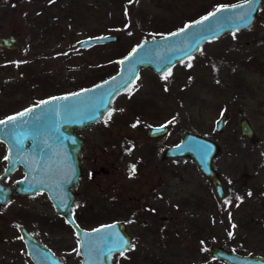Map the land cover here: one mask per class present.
<instances>
[{
	"label": "rangeland",
	"instance_id": "374dc122",
	"mask_svg": "<svg viewBox=\"0 0 264 264\" xmlns=\"http://www.w3.org/2000/svg\"><path fill=\"white\" fill-rule=\"evenodd\" d=\"M234 1L0 0V36L13 34L17 44L0 48V118L98 81L143 38ZM99 34L118 39L76 44ZM263 92L264 0L251 27L203 42L161 74L140 69L99 121L77 130L85 142L82 174L72 190L73 216L85 228L125 222L132 245L113 257L114 264H229L210 254L213 243L264 254ZM226 110L222 130L215 131V118ZM241 117L252 126L255 141L240 134ZM160 123L167 125L165 134H145L148 125ZM184 131L220 146L213 166L221 198L190 158L163 157ZM4 152L0 141V172ZM21 175L16 168L3 182L12 184ZM19 224L65 264L79 260L72 228L38 191L0 205V264H33L18 238Z\"/></svg>",
	"mask_w": 264,
	"mask_h": 264
},
{
	"label": "water",
	"instance_id": "95a60500",
	"mask_svg": "<svg viewBox=\"0 0 264 264\" xmlns=\"http://www.w3.org/2000/svg\"><path fill=\"white\" fill-rule=\"evenodd\" d=\"M262 2L263 0H251L250 3L248 0H238L220 4L176 29L143 38L118 59L117 67L110 75L73 91L44 97L1 117L0 120L7 123L0 124V141L5 145V164L0 172V205L6 204L14 196H27L43 191L54 210L72 228L77 238L79 260L74 264H114L112 255L126 250L131 244L125 222L115 219L85 228L73 216L72 190L82 174L80 154L85 142L84 136L77 130L99 121L110 109L116 95L134 82L140 69H150L155 74H161L194 54L203 42L236 29L251 27ZM217 8L223 11L202 24L197 23L210 12H216ZM186 25L192 27L180 32ZM117 39L116 34H99L83 37L76 44L78 47H85ZM16 47L13 34L0 36V48ZM134 48L137 49V54L130 55ZM77 93L79 95H74ZM64 97L67 99H63ZM261 102L264 105V92ZM28 109L32 111L26 112ZM227 112L226 110L214 120L215 131L222 130ZM20 113L26 114L20 116ZM14 116L17 118L15 121H8L9 117ZM239 128L240 133L248 140L255 141L254 131L246 118L240 119ZM167 129L164 123L151 124L145 129V134L156 137L165 134ZM261 141L264 157V134ZM219 147L211 137L184 131L175 143L164 148L163 157L190 158L212 184L217 198H221L223 188L218 171L213 166V158ZM18 164L22 175L12 184L3 183L4 177ZM98 229L100 231H96ZM17 230L25 244L26 253L34 264H65L49 248L34 240L24 226L18 225ZM121 239L128 241V244L109 253V248ZM209 250L214 258L229 264H264V254L239 253L215 243L209 245Z\"/></svg>",
	"mask_w": 264,
	"mask_h": 264
},
{
	"label": "snow or ice",
	"instance_id": "6c2138e0",
	"mask_svg": "<svg viewBox=\"0 0 264 264\" xmlns=\"http://www.w3.org/2000/svg\"><path fill=\"white\" fill-rule=\"evenodd\" d=\"M248 2L250 3L251 0H248ZM221 11H223V9H221V8H217V9H216V12H210L207 16H204L200 21H197V23L202 24V23H204V21L209 20L210 17H214V16H216V14L219 13V12H221ZM191 27H192V25H186L185 28H183V29L180 30V32H184V31H186L188 28H191ZM172 35H179V33H172ZM141 47H143V46H141ZM136 54H137V49L134 48V49L132 50V53H131L130 55H136ZM125 59H128V57H126ZM121 63H123V61H121ZM190 66H191V65H189V67H190ZM169 75H170V73H169ZM165 78H167V77H165ZM74 95H79V93L74 94ZM63 99H67V97H64ZM45 103H47V102H45ZM31 111H32V109H28V110H26V112H31ZM25 114H26V113H20L19 115H20V116H24ZM109 115H111V113H109ZM16 119H17V118H16L15 116H14V117H9V118H8V121H15ZM6 123H7V121H2V120H0V124H6ZM5 159H7V157H5ZM132 170H133V172H134V171H135V168L133 167ZM96 231H100V230L98 229V230H96ZM126 244H128V241L121 239L119 243L113 244V245L109 248V253H111L112 251H116V250H118L119 248L123 247V246L126 245ZM121 255H123V252H121Z\"/></svg>",
	"mask_w": 264,
	"mask_h": 264
},
{
	"label": "flooded vegetation",
	"instance_id": "af4514ba",
	"mask_svg": "<svg viewBox=\"0 0 264 264\" xmlns=\"http://www.w3.org/2000/svg\"><path fill=\"white\" fill-rule=\"evenodd\" d=\"M189 57H187V58H185L184 60H186V59H188ZM184 60H182V61H184ZM182 61H180V62H182ZM179 63V62H178ZM177 64V63H176ZM241 118H243V117H241ZM240 118V119H241ZM245 118V117H244ZM216 119V118H215ZM240 119L238 120V126H239V121H240ZM248 121V120H247ZM250 124V123H249ZM224 126V125H223ZM251 126V125H250ZM213 127H214V123H213ZM252 127V126H251ZM253 129V128H252ZM239 132H240V128H239ZM241 134V133H240ZM242 135V134H241ZM242 136H244V137H246L245 135H242ZM246 139H247V137H246ZM4 164H5V160H4ZM4 167V166H3ZM16 168H20L21 169V166L18 164L17 165V167ZM15 168V169H16ZM3 169V168H2ZM14 169V170H15ZM2 182H3V180H2ZM4 183V182H3ZM212 185V184H211ZM213 187V186H212ZM5 205V204H4ZM19 225H21V224H19ZM23 226V225H22ZM125 226H126V224H125ZM17 228H18V225H17V227H16V230H17ZM28 231V230H27ZM17 232H18V230H17ZM29 233H30V235H31V237L34 239V240H36V241H38V242H40V243H42L43 245H45L47 248H49L54 254H56L57 256H59L57 253H55L50 247H48L43 241H41L39 238H37L36 236H34L30 231H28ZM129 233V232H128ZM130 234V233H129ZM18 238L21 240V242L23 243V247H24V251H25V253H26V248H25V244H24V242H23V240L21 239V237H20V234H19V232H18ZM130 238H131V244H130V246L126 249V250H124V251H121V252H126L130 247H131V245H132V236L130 235ZM121 252H116V253H114L113 255H112V259H113V257L116 255V254H121ZM26 255L28 256V258L31 260V258L29 257V255L26 253ZM60 257V259H62L61 258V256H59ZM32 261V260H31ZM62 261H63V259H62ZM64 262V261H63ZM34 264V263H33Z\"/></svg>",
	"mask_w": 264,
	"mask_h": 264
}]
</instances>
